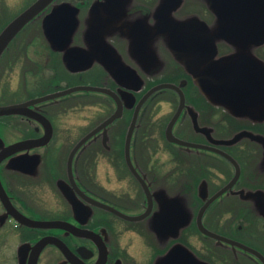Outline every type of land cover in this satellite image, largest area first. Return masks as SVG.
Returning a JSON list of instances; mask_svg holds the SVG:
<instances>
[{"label": "flooded vegetation", "instance_id": "flooded-vegetation-1", "mask_svg": "<svg viewBox=\"0 0 264 264\" xmlns=\"http://www.w3.org/2000/svg\"><path fill=\"white\" fill-rule=\"evenodd\" d=\"M37 1L0 0V35ZM166 1L53 0L13 37L0 57V77L5 68H26L22 73L25 93L27 68L35 69V77L50 74L47 83L38 87V94L29 93L24 100L2 103L0 106L28 103L75 86L109 89L124 105L121 117L87 141L77 152L73 162V181L78 189L68 171L69 158L64 165L61 157L52 154L54 145L64 142L57 139L59 127L56 119L74 107L76 104L72 102L75 100L91 98L92 95L103 96L99 105L105 117L77 141L73 150L83 138L115 114L118 110L115 98L104 93H79L27 109L26 113L47 119V125L27 114L0 118L1 122L2 119L17 117L21 123V139L11 143L0 129V138L7 146L28 140L46 143L41 148L20 153L18 161L15 160L17 155L7 158L1 166L4 187L13 205L22 214L37 221L60 223L50 229H32L21 226L12 217L7 220L14 221L21 229L24 235L22 244L33 246L44 238H54V243L47 244L41 251L37 264H165L167 255L178 246L188 248L197 264H249L250 261L262 264L243 249L204 235L198 228L197 217L206 201L201 198L202 191L205 190L209 199L228 187L236 176L235 165L215 149L223 151L237 162L240 174L233 186L210 204L204 214L203 224L209 231L264 256V216L255 215L258 219L239 224L234 217L223 221L222 215L214 213L210 220L216 223L215 228L206 220L214 206H226L227 213L231 212L235 199L246 212L244 217L255 212V206L249 201L257 202L264 209V140H257L254 136L264 137V107L244 116H236L206 98L196 85L194 76L176 58L168 36L157 33L156 24ZM62 5H68L73 10L64 17L73 15L76 21V28L65 50L59 48L64 40L63 34L55 37L54 43V22L52 37L46 28V21L51 16L54 19V12ZM170 15L176 20L197 18L206 24L212 34L218 33L220 29L218 16L209 0H181ZM216 46L217 59L241 53L253 56L260 62L261 57L264 59V41L241 45L217 39ZM72 49L84 55L71 54L69 61L75 67L85 62V69L74 72L68 68L67 53ZM123 69L128 72L125 73ZM61 83L64 86L61 87ZM163 84L181 87L185 97V106L173 125L174 136L214 150L186 148L168 139V128L178 114L181 97L173 89L158 90L139 109L131 140L130 160L142 182L132 171L125 155L126 138L139 102L152 89ZM83 103L86 107L93 104L89 100H83ZM163 104L175 105L174 111L161 120L154 119V110ZM194 115L199 126L208 129L209 133L195 129ZM222 128H229V135ZM155 131L160 132L168 149L172 146L175 148L174 152L169 149L170 157L167 159L162 160L158 156L160 145L154 136ZM145 132L147 141L143 140L147 136ZM241 132L251 136H245L230 145L219 143L231 140ZM99 137L101 150L98 156L103 157L113 169L115 182L120 188H108L99 183H93L90 187L87 182L93 176L90 169L96 165L94 160L98 156L95 153L88 162L83 150L92 146ZM139 139L142 140L141 145L149 142L145 147L146 156L137 154ZM38 149L44 150V153L39 154ZM185 150L193 151L200 158L196 180L185 171L182 156ZM205 159L211 161L210 166H207ZM105 182L108 183L107 178ZM32 191L40 193L39 199L33 202L29 198ZM241 194H260V199H245ZM93 201L131 217L147 215L142 220L130 221ZM195 208L198 209L196 218L190 222L186 210L194 216ZM190 225H194L201 237L197 248L188 243ZM203 238L207 242H203ZM30 255L31 252L26 254V264L29 263Z\"/></svg>", "mask_w": 264, "mask_h": 264}, {"label": "water", "instance_id": "water-1", "mask_svg": "<svg viewBox=\"0 0 264 264\" xmlns=\"http://www.w3.org/2000/svg\"><path fill=\"white\" fill-rule=\"evenodd\" d=\"M53 0H38L31 8H29L20 17L14 20L0 35V57L4 50L13 39V37L34 18L47 4ZM181 0H167L161 7L160 19L156 24L157 33L168 36V41L171 49L176 55V58L185 66L187 72L194 76L196 85L200 88L201 92L212 102L213 104L224 107L228 111L234 113L236 116H244L249 113H253L256 110H260L264 107V64L258 61L253 56H248L245 53L223 57L217 59V39H224L236 44L247 45L257 44L264 41V0H209L211 8L216 12L218 16V22L220 29L218 33L212 34L206 24L195 19L176 20L170 12L179 6ZM73 10L68 5H62L53 17H49L46 21V28L48 35L52 37V29L54 22V43L55 37L63 34L62 43L60 44V50H65L70 43L71 35L76 28V21L73 19V15L70 18L64 16L70 14ZM63 16H62V14ZM54 20V21H53ZM68 50V49H67ZM71 54H82L81 51L72 49L67 53V65L71 71H80L86 68L84 64L75 67L69 61ZM71 59V58H70ZM87 64V63H86ZM114 66H111V68ZM115 68V67H114ZM125 73L127 69H123ZM173 89L179 93L181 97V104L177 116L171 122L168 128V139L175 144L184 146L186 148L206 149L214 150L211 147L205 145H197L184 140L176 138L172 132L173 125L182 112L185 106V97L183 95L181 87L172 84H163L152 89L140 102L137 108V112L134 116L132 124L127 134L125 155L128 158V163L132 168L134 174L143 182L136 170L133 168L130 160V147L134 130L137 125L138 111L144 102L154 92L161 89ZM77 92H96L104 93L118 102V110L115 114L105 121L102 125L98 126L92 132H90L85 138H83L72 150L68 159V171L73 181V162L79 149L86 145V142L95 137L102 130H106V127L117 118L121 117L124 105L120 101L119 97L111 90L106 88L94 87V86H76L69 89H65L54 94L38 98L24 104H14L8 106H0V118L13 115H30L33 118L39 120L43 124L47 125L49 122L47 119L37 114L26 113L30 106H37L38 104L58 100L60 98L72 95ZM31 111V110H30ZM32 114V115H31ZM195 129L201 133H209L206 128H201L197 121L196 115H194ZM245 136H251L247 132H241L237 134L233 139L227 141H220V144L230 145ZM253 137V136H252ZM46 143L42 140H28L21 141L15 144L6 146L2 138H0V167L2 163L9 157H14L17 154L30 151L35 148H41ZM221 156L226 158L236 167V176L233 182L220 191L218 194L207 199L205 190L201 193V198L205 201V204L201 208L198 217L197 225L199 230L206 236L214 238L219 242H226L234 247H239L246 252H249L255 256L262 264H264V256L258 251L239 244L235 241H231L227 238L221 237L211 231H209L203 224V218L206 210L212 202H214L219 196H221L227 189L231 188L237 181L240 169L237 162L228 154L223 151L216 150ZM20 157H15L18 161ZM32 158V157H30ZM74 183V181H73ZM75 185V183H74ZM78 189V187L75 185ZM64 188V187H63ZM245 199L259 198L260 194H241ZM0 202L5 209V212L0 215V225H4L9 217L16 220L21 226H25L32 229H50L54 225L60 224L58 222L50 221H37L28 218L22 214L12 203L10 196L8 195L0 176ZM96 205L110 210L120 217L130 221H138L145 218L147 213L138 217H131L122 212H119L113 208H110L100 202L93 201ZM65 229H70L65 227ZM54 243V238H44L31 246L29 244H23L18 249L19 264H26V254L31 252L28 264H37L38 257L44 247ZM165 264H197L196 259L192 252L183 246H178L172 249L165 259Z\"/></svg>", "mask_w": 264, "mask_h": 264}, {"label": "rangeland", "instance_id": "rangeland-1", "mask_svg": "<svg viewBox=\"0 0 264 264\" xmlns=\"http://www.w3.org/2000/svg\"><path fill=\"white\" fill-rule=\"evenodd\" d=\"M261 62L264 63V59L262 57H261ZM24 69L26 68L18 67V68L4 69L3 71L4 73L0 77V104L24 100V98H27L29 93L38 94L39 92L38 87H42L50 79L49 73H47L46 76H41L39 74L35 77L33 75V71L35 69L27 68L29 70L27 73L28 93L27 92L25 93L23 89L24 84L22 79V73ZM60 86L61 87L64 86V83H61ZM7 90L8 92H6ZM81 95L82 94H80V96ZM83 100L85 101L89 100V102L93 104L89 105L90 107L88 106L86 107L83 103ZM102 100H103L102 95H92L91 98L88 97L87 99L75 100L72 102L76 104L74 107L65 111L62 117L61 116L57 117L56 124L59 127L57 139H59L60 141L64 140V142L61 141L59 143H56L54 145V149H52L53 150L52 154L61 157L63 159L62 162L64 161V165L67 162L70 151L72 150L73 146L77 143V141L87 132H89L94 127H96L105 117V113L102 109V106L99 105V102H101ZM174 108L175 105H168V104L157 106L156 109L154 110V112L156 113L154 115V119L161 120L165 118L166 115L174 111ZM200 108H202L201 105ZM20 125H21L20 120L17 117L2 119V121L0 122V127H1L0 129L3 130L2 133L5 135L9 143L21 139V135L19 133ZM143 126L145 127V124ZM222 129L226 135H229L230 133L229 128H225V129L222 128ZM154 136L156 139H158L160 145L158 156L162 160L169 158L170 157L169 149L171 150V152H174L175 148H173L172 146L168 149V145H166L165 140L163 139L159 131H155ZM254 136L258 138L257 140H264V137H260L257 135ZM147 139H148V135L143 138L144 141H147ZM141 141L142 140L139 139L140 143H137L138 146L137 154L138 156H146L147 149L145 147L149 142L144 143V145H141ZM100 142H101V138L99 137L96 139V142L92 146L83 150V152H85V154L83 155L87 158L88 162H90L89 157L95 155V153L98 156V151L100 152L101 150ZM38 153L42 154L44 153V150L38 149ZM33 154H35V152ZM33 154L31 153V155ZM182 156L184 157L183 161L185 162V171L187 172V175L194 177V180H196L197 179L196 172L199 169V164H200L199 156H197L196 153L190 150H185V154H182ZM205 160H203V162ZM94 162L96 165L95 166L93 165L90 169L93 176L89 177L90 180H87L89 186L92 187L93 183H99L100 185H104L108 188H120V185H118V183L115 182L113 169H111L108 166V164L103 159V157L98 156L96 160H94ZM205 162L207 163V166H210L209 162L211 161L206 160ZM219 164L221 166L220 161ZM106 173L107 175L105 177ZM2 174H3V170L0 168V175L2 176ZM105 178H107L108 183L105 182ZM15 193H17V191ZM31 193L32 194H30L29 198L32 199V202L39 199L40 195L38 194L40 193L38 191L35 192L32 191ZM197 195L198 194L196 189L195 196ZM45 203L50 205L48 202ZM249 203L255 206L254 207L255 212L253 214L251 213L250 216L244 217L246 215V212H244L243 208H240L239 201L235 199L234 203H232L231 205V209H230L231 212L227 213L228 209L226 208V206L224 207L214 206L210 209L206 220L210 226H213V228H215L216 223H212V221L210 220V216L214 213H217L218 215H222L221 218L223 221L226 220L227 218L234 217V219L237 220V223L239 224H245L246 220L258 219L256 216H260V217L264 216V209L260 205H258L257 202L249 201ZM197 211H198L197 208L193 209L194 216H192L191 212L189 210H186V214L188 216L187 218L188 220H190V222L196 218ZM3 213H4V208L0 202V215ZM16 225L17 224L14 221H7L4 225L2 226L0 225V264H18V258H17L18 249L20 248V246L23 245L22 243L24 240L23 237L24 235L21 229ZM187 237H188L189 245L196 248L199 247V241L201 237L195 231L194 225H190V228L187 231ZM203 242H207V241L203 238ZM250 262L249 264H254V262L251 263Z\"/></svg>", "mask_w": 264, "mask_h": 264}, {"label": "trees", "instance_id": "trees-1", "mask_svg": "<svg viewBox=\"0 0 264 264\" xmlns=\"http://www.w3.org/2000/svg\"><path fill=\"white\" fill-rule=\"evenodd\" d=\"M227 117H228V116H227ZM227 117H226L225 119H228Z\"/></svg>", "mask_w": 264, "mask_h": 264}]
</instances>
